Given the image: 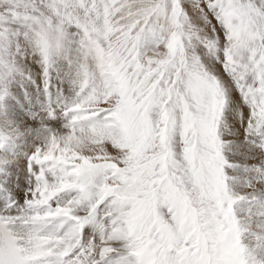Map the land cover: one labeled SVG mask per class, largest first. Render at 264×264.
I'll return each instance as SVG.
<instances>
[{
    "label": "snow or ice",
    "instance_id": "1",
    "mask_svg": "<svg viewBox=\"0 0 264 264\" xmlns=\"http://www.w3.org/2000/svg\"><path fill=\"white\" fill-rule=\"evenodd\" d=\"M14 25L45 77L75 53L79 91L69 133L26 161L17 218L64 229L10 237L0 264H258L264 0H2L0 34Z\"/></svg>",
    "mask_w": 264,
    "mask_h": 264
},
{
    "label": "bare ground",
    "instance_id": "2",
    "mask_svg": "<svg viewBox=\"0 0 264 264\" xmlns=\"http://www.w3.org/2000/svg\"><path fill=\"white\" fill-rule=\"evenodd\" d=\"M73 64H75L74 61H71L70 65L64 64L62 61L58 68H56L57 77H55L60 81H65L69 85L72 84L74 86H78L77 71ZM19 68L21 69V67ZM30 74V77H32L33 80V85H30L28 81L26 82L25 79L27 78L23 77L26 82V85H24L22 75H16L14 80L11 81L12 83L9 86V92L7 90V92L4 93V90L6 89H3L0 94V143L2 144L1 147L3 150L0 153V174L4 173L2 176L3 181H8V188L10 189V192L13 193V195L21 196L22 202L15 210V213L18 215L23 212L27 213V193L34 185V174L29 173L26 167L28 157L37 147L45 146L49 143L51 138H53L49 135H45V133L55 134L60 131L62 127H65L68 121L67 115L60 111L62 108V97L59 94H52L53 92H50L48 98H44L42 100V103L38 107L37 111L28 113L40 95V92H37L36 86L34 85V82L36 81L34 76H37V73L34 71ZM37 85L41 84L37 82ZM49 88L50 85H47L46 89ZM8 93L12 94L11 96H8L9 98L6 97ZM33 93H36V95ZM48 100L49 104H47ZM75 102L76 101L71 100L70 105L72 106ZM5 106L6 108L9 106L8 111L5 109ZM19 107H22L23 109L18 110ZM27 116L29 121L33 123L32 127L36 130H32L29 123L25 120ZM69 131L70 128H68L67 132L60 138L66 136ZM10 163H14V167L11 169H9ZM19 167L21 169H18ZM17 170L19 171L16 172ZM64 195V193H61L60 197L57 198L58 202L61 204L67 202V198H63ZM74 196L75 193L72 194L71 198H74ZM24 204H26L25 207ZM79 214H86V206H82ZM59 230L60 227L54 229L51 233L55 231L58 233ZM81 231L82 245H87L89 242L98 239L100 234L99 227L93 224L86 225ZM252 247L256 249L254 254L255 259L259 260L258 262L260 264H264V254H261L257 248L255 238L253 239Z\"/></svg>",
    "mask_w": 264,
    "mask_h": 264
},
{
    "label": "rangeland",
    "instance_id": "3",
    "mask_svg": "<svg viewBox=\"0 0 264 264\" xmlns=\"http://www.w3.org/2000/svg\"><path fill=\"white\" fill-rule=\"evenodd\" d=\"M5 7H7V5H5ZM29 44H31V45H29ZM33 52L35 55L33 54ZM74 59H75V53L74 52L69 53L67 58H65L64 56L58 57L54 61V63L52 64V66H51L52 68L49 69L48 76L45 77L44 68H43V65L41 63V58L38 55V53L36 51V47H35V36H34L33 28L29 25L11 26V27H9L7 32L0 34V94H1L3 89H6V90H4V93H6L7 90L9 92V90H10L9 86L12 83L11 81L14 80L16 75H18V76L22 75L24 85H26L27 81L30 83V85H33V80H32V77H30V75H31L30 73L35 71L37 73V76H34L36 78L35 79L36 81L34 80L35 81L34 85L36 86L37 92H40V95L38 96L35 103L32 105L31 109L28 111V113L37 111L38 107L42 103V100L44 98H48L50 95V92H53L52 94H54V93L59 94L62 97V99H61L62 100V102H61L62 108L60 109V111H62L65 114L67 112L68 108L71 107L70 101L71 100H73V101L77 100V98H78L77 93L79 91V87L74 86L72 84L69 85L65 81L58 80L56 78L57 77V75H56L57 69L56 68H58V66L62 63V61L64 64L70 65V62L74 61ZM73 66L76 68L75 64H73ZM9 67L12 68L13 70L10 73H8L7 75H5V71ZM19 67H21V69ZM17 69H19V70H17ZM18 72H20V73H18ZM28 72H30V73H28ZM23 77L27 78V79H25L26 82L24 81ZM37 82H39L41 85H37ZM47 85H50L49 89H46ZM33 94L36 95V93H33ZM52 94H51V98H52ZM11 95H12L11 93H8V95H6V97L9 98L8 96H11ZM47 104H49V100H48ZM9 106H7V108L5 106V109L7 111H8ZM15 107H16V105H15ZM21 109H23V108L22 107L18 108V110H21ZM28 113H27V115H28ZM67 118H68L67 124L65 125V127H62L60 129V131L56 132L55 134L45 133V135H49L51 137H56V138H60L61 136H63L67 132V130L69 128V124H70V119L68 116H67ZM25 120L29 123V126L31 127L32 130H36L35 128L32 127L33 123H31L29 121L28 116L26 117ZM1 145L2 144L0 143V153L3 151ZM13 165H14V163H10L9 169L14 167ZM18 169H21V168L19 167ZM18 171L19 170H17L16 172H18ZM3 174L4 173L0 174V178H1L0 179V194L2 193V191H4L5 193H7V195H13V193H11L10 189L8 188V185H9L8 181L7 180L3 181V177H2ZM7 195L5 196L6 198L4 199L5 203L7 202ZM81 208L78 210V213H79V211H81ZM53 233H57V231H55ZM81 237H82V231L80 234V242L82 241ZM258 261L259 260H257V262Z\"/></svg>",
    "mask_w": 264,
    "mask_h": 264
},
{
    "label": "clouds",
    "instance_id": "4",
    "mask_svg": "<svg viewBox=\"0 0 264 264\" xmlns=\"http://www.w3.org/2000/svg\"><path fill=\"white\" fill-rule=\"evenodd\" d=\"M0 5H2V0H0Z\"/></svg>",
    "mask_w": 264,
    "mask_h": 264
}]
</instances>
